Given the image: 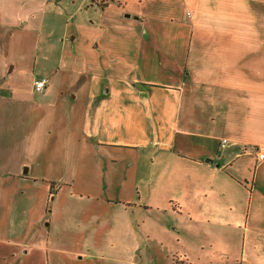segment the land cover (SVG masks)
Instances as JSON below:
<instances>
[{
    "label": "crops",
    "instance_id": "1",
    "mask_svg": "<svg viewBox=\"0 0 264 264\" xmlns=\"http://www.w3.org/2000/svg\"><path fill=\"white\" fill-rule=\"evenodd\" d=\"M52 1L0 0V264H264V0Z\"/></svg>",
    "mask_w": 264,
    "mask_h": 264
},
{
    "label": "rangeland",
    "instance_id": "2",
    "mask_svg": "<svg viewBox=\"0 0 264 264\" xmlns=\"http://www.w3.org/2000/svg\"><path fill=\"white\" fill-rule=\"evenodd\" d=\"M103 1H100V5H103ZM52 6L63 10V11H70L71 9L77 8L81 11V14L85 12V9H87L91 3V0H53ZM238 204H233L235 208H237ZM251 231V229L249 230Z\"/></svg>",
    "mask_w": 264,
    "mask_h": 264
},
{
    "label": "built area",
    "instance_id": "3",
    "mask_svg": "<svg viewBox=\"0 0 264 264\" xmlns=\"http://www.w3.org/2000/svg\"><path fill=\"white\" fill-rule=\"evenodd\" d=\"M46 84H47V79L45 77L37 78L33 81V89L36 92H41L46 87ZM226 142L227 141L225 139H222L221 146H224ZM255 153L258 160L264 159V151L255 150Z\"/></svg>",
    "mask_w": 264,
    "mask_h": 264
},
{
    "label": "water",
    "instance_id": "4",
    "mask_svg": "<svg viewBox=\"0 0 264 264\" xmlns=\"http://www.w3.org/2000/svg\"><path fill=\"white\" fill-rule=\"evenodd\" d=\"M208 161L210 162L211 160H210V159H208Z\"/></svg>",
    "mask_w": 264,
    "mask_h": 264
}]
</instances>
